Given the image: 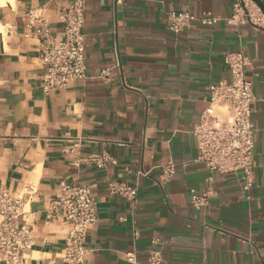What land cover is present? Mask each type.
<instances>
[{"label":"crops","instance_id":"0c3cea01","mask_svg":"<svg viewBox=\"0 0 264 264\" xmlns=\"http://www.w3.org/2000/svg\"><path fill=\"white\" fill-rule=\"evenodd\" d=\"M234 1L85 0V78L47 93L39 42L26 25L30 14L41 15L61 38L63 1L0 3V188L28 193L34 243L24 264H66L67 226L45 222L61 182L95 189L97 221L87 232L85 264H130L127 253L148 264L153 251L159 264H264V30L228 23ZM182 11L196 19L171 32L167 13ZM205 16L217 20L202 24ZM114 37L124 85L118 76H98L113 64ZM231 51L248 59L254 98L253 184L246 193L238 174L210 173L197 160L191 133L209 86L230 79L223 58ZM90 154L115 163L82 160ZM168 163L174 173L163 179ZM110 181L137 184L135 198L109 192ZM191 189L208 191L205 206L190 204Z\"/></svg>","mask_w":264,"mask_h":264},{"label":"built area","instance_id":"2783aa9c","mask_svg":"<svg viewBox=\"0 0 264 264\" xmlns=\"http://www.w3.org/2000/svg\"><path fill=\"white\" fill-rule=\"evenodd\" d=\"M58 15L62 37L57 38L45 18L29 15L26 25L33 30L38 40L39 58L44 65L42 90L66 88L70 83L85 78L84 63V9L85 0H62ZM116 6L121 0H111ZM115 11H112L111 33L116 34ZM188 11L168 12V29L177 33L183 26L195 20ZM205 25L216 22L215 17L199 18ZM230 24L256 25L264 30V14L251 0H235L232 14L227 18ZM113 64L101 68L100 78L111 79L118 76L124 85L122 66L116 38L113 39ZM223 61L228 67L230 79L209 86V103L199 115L191 130L198 150L197 160L210 173L238 174L242 192H249L253 184L252 157L254 148V124L252 122V86L245 74L248 63L246 55L240 51L224 54ZM83 161H94L101 167L114 164L115 159L106 154H90ZM174 173V164L162 167V178ZM138 174H145L138 171ZM107 188L128 199L137 194V184L110 181ZM93 185L61 182L57 193L50 201L45 222H60L67 226L62 258L66 264H85L88 249L86 236L97 221V204ZM27 190L14 195L7 188H0V263L24 264L25 255L34 243L33 225L28 208ZM208 202V191L190 190V204L199 209ZM130 264H137L134 253L126 254ZM158 252H151L148 264H159Z\"/></svg>","mask_w":264,"mask_h":264},{"label":"water","instance_id":"95a60500","mask_svg":"<svg viewBox=\"0 0 264 264\" xmlns=\"http://www.w3.org/2000/svg\"><path fill=\"white\" fill-rule=\"evenodd\" d=\"M253 1L258 7L259 9L262 11V13L264 14V3L261 0H251Z\"/></svg>","mask_w":264,"mask_h":264},{"label":"bare ground","instance_id":"6f19581e","mask_svg":"<svg viewBox=\"0 0 264 264\" xmlns=\"http://www.w3.org/2000/svg\"><path fill=\"white\" fill-rule=\"evenodd\" d=\"M5 0H0V3H3ZM1 28V27H0ZM1 30V29H0Z\"/></svg>","mask_w":264,"mask_h":264}]
</instances>
